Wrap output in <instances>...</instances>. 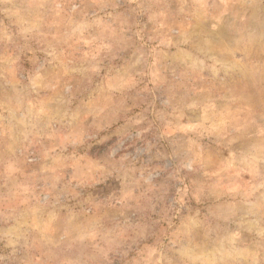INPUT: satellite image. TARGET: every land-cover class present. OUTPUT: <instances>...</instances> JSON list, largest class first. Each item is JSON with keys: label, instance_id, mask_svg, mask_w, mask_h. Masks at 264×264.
Returning <instances> with one entry per match:
<instances>
[{"label": "rangeland", "instance_id": "rangeland-1", "mask_svg": "<svg viewBox=\"0 0 264 264\" xmlns=\"http://www.w3.org/2000/svg\"><path fill=\"white\" fill-rule=\"evenodd\" d=\"M0 264H264V0H0Z\"/></svg>", "mask_w": 264, "mask_h": 264}]
</instances>
